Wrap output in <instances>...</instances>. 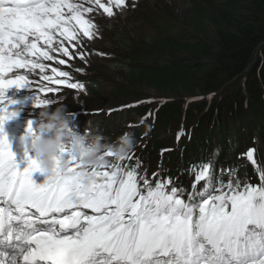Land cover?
Returning a JSON list of instances; mask_svg holds the SVG:
<instances>
[{
    "label": "snow or ice",
    "instance_id": "obj_1",
    "mask_svg": "<svg viewBox=\"0 0 264 264\" xmlns=\"http://www.w3.org/2000/svg\"><path fill=\"white\" fill-rule=\"evenodd\" d=\"M128 6V0H0V97L9 87L29 86L27 73H44L42 61L56 59L51 53L73 59L64 41H75V49L84 43L80 33L89 41L97 36L86 14L102 9L111 18L114 9L122 12ZM77 55L85 60L84 52ZM14 70L24 74L9 78ZM51 71L54 76L40 77L48 83L39 92L61 91L51 84L85 89L82 82H71L69 72ZM55 102L38 95L36 106ZM9 115L0 108V124ZM27 132H33L31 124ZM254 151L243 156L254 165L258 185L234 179V169L227 170L225 184L215 179L211 162L193 165L189 172L195 180L185 200V190L170 178L153 184L139 173V160L122 163L130 155L115 165L81 172L64 149L66 168L56 167L38 185L31 179L35 162L25 152L28 167L20 170L0 129V264H264V168ZM84 175L95 177L87 187L81 184Z\"/></svg>",
    "mask_w": 264,
    "mask_h": 264
},
{
    "label": "trees",
    "instance_id": "obj_2",
    "mask_svg": "<svg viewBox=\"0 0 264 264\" xmlns=\"http://www.w3.org/2000/svg\"><path fill=\"white\" fill-rule=\"evenodd\" d=\"M185 4L193 12L182 19L184 28L176 35L180 39L169 38V49L158 48L162 54L150 62L136 57L138 54L111 57L110 65L121 72L126 85L116 84L106 92L102 79L88 81L86 90L93 96L82 97L80 104L86 109H100L114 101L118 102L115 105L131 103L142 99L133 86L148 87L158 95H172L161 96L168 99L159 108L161 129L181 117L183 100L201 97L185 109L187 120L195 122L197 130L206 128L189 139L195 155L207 156L208 144H215L222 165L236 164V153L242 157L243 148L252 147L255 137L260 144L264 130V0H186ZM186 27L194 32H184ZM165 52L168 54L163 55ZM107 93L110 97L104 98ZM69 100L67 97L64 102L68 110L80 106ZM143 110L134 108L131 117H139ZM207 132L208 136L199 138Z\"/></svg>",
    "mask_w": 264,
    "mask_h": 264
},
{
    "label": "rangeland",
    "instance_id": "obj_3",
    "mask_svg": "<svg viewBox=\"0 0 264 264\" xmlns=\"http://www.w3.org/2000/svg\"><path fill=\"white\" fill-rule=\"evenodd\" d=\"M131 2L132 0H128L129 6L122 12L114 9L115 14L111 18H108L102 9H98V11L91 14H86L97 26L96 31L98 35L89 41L80 33V39L84 43L83 46L77 45L75 49L72 47L76 43L75 41L71 44L68 41H64V46L69 48L73 59L70 60L62 54L53 52L51 54L56 59L42 61L47 65L44 73H41L39 69L35 70L34 73H27L30 82L29 86L25 85L21 88L12 86L4 90L3 96L0 97V108H4L7 113L12 115H9L2 123L15 124V127L7 131L2 130V134L4 136L8 134V138L11 139L9 141V147L10 149L14 147L16 154L28 151L27 128L29 124H31L33 133H36L37 125L42 122L40 118L42 107L36 106L38 95L42 98L56 100L57 102H65L67 97H69L71 101L69 100L68 102L80 105L76 109L68 110L72 113L73 117L78 111L85 108L80 104V99L82 97L89 98L93 96V94L85 96V90L77 91L55 84H51L50 86L60 88L61 91L59 93L45 94L39 92L38 89L43 84L48 83L40 80L42 75L54 76L51 69L52 67H56L60 71L69 72L71 82H81L83 80L87 83L88 81L91 82V80L100 78L102 79L101 86L106 92H109V88L116 84L126 85L124 82L126 81L125 78L120 76L121 72L110 65V58L113 57V54H115L114 57H135L137 54L139 56V53L152 57L161 55L162 53L157 51V49L170 46L172 43L168 41L169 38L180 39L176 35L184 28L182 19L186 14L193 12L192 7L189 9L185 4L186 0H135V8H132ZM85 6L88 7L91 5L85 2ZM192 29V27H186L184 32H194ZM209 39H212L211 35ZM122 43H128L130 46L124 47L125 45L122 46ZM78 52L85 53L84 61L79 59ZM167 54V52L163 53V55ZM58 59H64L66 64H59L57 62ZM76 69H83L84 71L79 72ZM17 72L24 74V70H14L13 73L9 74V78H13ZM133 87L138 88L142 99L150 98L151 100H156L155 102H159L157 100H161L163 98L161 96H172L170 94L158 95L152 89L144 86ZM109 94L111 93L105 94L104 98L110 97ZM176 98L174 97L172 99ZM120 102L122 103V101ZM112 104L114 106L118 102L114 101ZM104 106L112 107L109 104ZM143 108H148V104H145ZM159 112L157 119L161 116ZM77 122H80L79 118ZM39 134L45 135L44 133ZM22 136L25 137V145L23 148L20 145V138ZM36 173L39 176H44L37 170Z\"/></svg>",
    "mask_w": 264,
    "mask_h": 264
},
{
    "label": "clouds",
    "instance_id": "obj_4",
    "mask_svg": "<svg viewBox=\"0 0 264 264\" xmlns=\"http://www.w3.org/2000/svg\"><path fill=\"white\" fill-rule=\"evenodd\" d=\"M68 108L63 101L43 106L40 112L42 122L37 125L36 133L27 132V150L32 153L31 159L35 162L37 171L46 179L56 167L66 168V161L61 157L64 149L79 162L81 172L115 165L134 151L136 140L130 133H123L109 143L100 134L93 133L88 122L83 133L74 131L70 126L72 113ZM20 145L22 148L25 145L23 136L20 138ZM107 152H111V160L105 157ZM93 180L95 177L84 175L81 184L87 187Z\"/></svg>",
    "mask_w": 264,
    "mask_h": 264
},
{
    "label": "bare ground",
    "instance_id": "obj_5",
    "mask_svg": "<svg viewBox=\"0 0 264 264\" xmlns=\"http://www.w3.org/2000/svg\"><path fill=\"white\" fill-rule=\"evenodd\" d=\"M213 121H214V120L210 121V122L208 123V125H211ZM197 126H198V125H194V126L191 127V133H192V135H194L197 131H204V130L206 129V128H204L203 130H200V129L197 130V129H198ZM220 128H221V130L224 128L222 122H220ZM208 135H209L208 132H207V133H202V134H200L199 138H205V137L208 136Z\"/></svg>",
    "mask_w": 264,
    "mask_h": 264
}]
</instances>
